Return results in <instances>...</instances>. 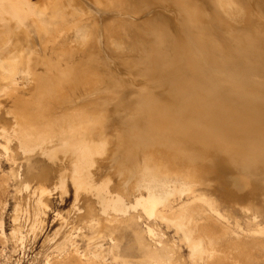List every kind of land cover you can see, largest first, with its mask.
I'll return each instance as SVG.
<instances>
[{
	"label": "rangeland",
	"instance_id": "obj_1",
	"mask_svg": "<svg viewBox=\"0 0 264 264\" xmlns=\"http://www.w3.org/2000/svg\"><path fill=\"white\" fill-rule=\"evenodd\" d=\"M7 5L20 7L16 18L6 19L27 36L20 44L27 62L25 71L0 87V264H68L84 254L82 264H93L87 259L98 232L87 223L89 214L102 221L109 261L116 264H149L138 235L171 264H208L206 256L192 260L186 243L160 219L132 211L110 223L103 212L106 190L129 197L147 193L148 184L184 181L194 191L174 197L165 209L196 207L198 223H215L224 264H264V157L219 138H183L179 131L170 139L162 133L146 137L132 117L134 108L146 107L140 96L147 92L187 103L195 118L209 115L208 103L218 102L249 127L230 117L211 116L213 121L263 138L264 122L239 104L250 99L264 109V0H0V14H7ZM164 29L170 37L163 38ZM0 35L7 39L2 29ZM175 37L186 38L195 58L188 70L197 82L187 68H174ZM54 80L60 91L42 109L39 96ZM140 117L152 116L142 110ZM5 126L13 138L8 154ZM80 138L99 147L96 161L81 170L89 172L82 184ZM41 187L48 206L36 225ZM200 196L214 200L226 218Z\"/></svg>",
	"mask_w": 264,
	"mask_h": 264
},
{
	"label": "bare ground",
	"instance_id": "obj_2",
	"mask_svg": "<svg viewBox=\"0 0 264 264\" xmlns=\"http://www.w3.org/2000/svg\"><path fill=\"white\" fill-rule=\"evenodd\" d=\"M219 1L220 3L224 4V2H226L227 0ZM5 7L7 14H0V18H2V21L0 20V29H2L7 35V39H3L2 35H0V87L6 86L4 85L6 82L15 79L17 73L25 71L24 65L27 62V48L25 49L23 47L24 45L21 43L24 39H27V36L20 27L12 25L9 20L6 19L7 15H11L16 18L18 16V11L20 10V7H18L17 5H7ZM233 9L236 12H239L237 7H233ZM15 26L17 28H14ZM168 34L171 33H169L168 30L164 29L163 38L168 37ZM84 39H86V37ZM172 40L173 46L175 47L176 51L175 59H177L173 62L175 70L178 69L176 65H179V67H182L183 69L187 68L185 72H189V70H191L192 64L194 63L195 58L184 44L186 38L175 37V39ZM20 44L23 46H21ZM189 76L190 79L196 82L198 81V75H194L193 73L189 72ZM59 87H61L59 81L54 80L53 82H50L49 86L40 94L38 103L40 104V107L42 109L46 108V106L50 104L52 99L55 97V93L60 91ZM140 98L144 102H146V107H142V109L139 106L137 108H134L132 112V117L136 124L140 126L142 134L146 137L149 136L152 138H156L158 136L157 134L162 133L161 135L167 136V138H169L172 135L177 136V132L179 131L183 138L204 139L205 136L214 139L219 138L223 142L229 144L230 147L238 151H251L255 155L264 157V132H259L263 138H255L247 135L241 128L228 126L222 122H219V117L223 119H225L226 117H230L236 120L237 123L243 122L245 126H248V121L246 118H242L237 114H234V112L229 110L227 107L226 109L223 108V106L218 102L208 103L206 108L209 109V115H204L202 117L195 118L193 113L188 112V107H186L187 103L179 102L172 96L166 98L165 100H160L151 95L150 92H147L140 96ZM197 98V101H205V99L203 100L200 95H197ZM248 103L250 105H248ZM239 105L243 106L244 109H246L248 106L250 110V112L248 113L257 118L258 121L264 122V109H258L257 107H255L256 102H253L252 100L248 99L247 103H240ZM142 110L143 112H149V115L152 116L150 117V120H145L140 117V113H142ZM175 114H178L179 118L171 117ZM22 115L30 119L34 118L30 114ZM211 116H214V118L218 119L213 121L211 119ZM36 120L33 124H35V126H38ZM46 127H48V129L52 127L50 121L46 123ZM5 128L6 126L3 130H1L3 131L1 137L3 136L5 138V143H3V146L4 150L8 154L10 151H12L11 142L13 138H11V135L9 134L11 133V131ZM8 130L10 132H8ZM71 130L74 129L71 128ZM80 139L78 140V179L80 181V184H82L88 180L89 172L87 170L86 172L81 173V170L87 164H90L94 161V158L96 157H93V154L98 151L99 147H93L91 144H89L82 138ZM19 146H21L24 152L29 151L28 142L21 141V145ZM195 161H200V159L195 158ZM203 162L205 164L204 166H208L207 162ZM90 168L92 169V167ZM25 188L29 189V186L26 185ZM146 188L147 191L145 189H143V191L145 190L147 193H138L137 191L138 194H135L134 192H132L133 194H130L129 197L128 195H126V193L124 194L119 192L118 194L114 195L111 190H106L105 195L101 198V202L103 212L106 215L105 218L107 219V221L110 220L113 222V220H116L120 222L122 220H125V216H127L132 211H136L137 213H143L149 219H160L166 222L168 226L173 227L175 229V232L179 235V238L186 243L187 247L189 248V256L192 260H202L206 256L210 261L208 264H224V258L221 256L220 249L218 247L221 238V231L215 223H198L195 216V212L197 210L196 207L181 206L179 209L176 210L171 209L169 211L170 213L165 209L166 207L171 206V202L174 197L182 196L186 192L194 191L193 185L189 181L173 184H148ZM69 189L70 188H68V190ZM45 192V187H41L36 191V193L38 194V200L33 211V214L35 215L36 225L41 221V215L45 212V209L48 206L45 200L43 199ZM198 200H202L207 203L209 208L212 211L216 212L218 216L226 218L221 212L218 211L214 200H212L211 198L207 196H200L198 197ZM21 209L22 207L19 204L17 210H20L21 212ZM89 216H91L92 218H88L87 223L92 228L96 229V231L98 232V236L92 243L94 245V249L90 251V255L87 260L92 261L93 264H116V262L114 261H109L111 255V248L110 246H106L103 242L105 234L102 233L104 229L103 224H101L102 221H100L99 218H95L96 215L94 217L93 215L89 214ZM120 216L122 218H119ZM100 217L102 218V216ZM103 223L107 226V223ZM101 227L103 229H101ZM111 227L112 226H110V229ZM260 231L264 233V228H261ZM112 232H110V240L115 241L116 237L113 236L114 234H112ZM19 233L20 232H14V234L16 235H18ZM147 234L150 237L155 236V231L151 226L147 227ZM138 240L141 247H145L148 249L147 251H145V256L149 261V264H171L170 260L166 259L167 257L164 256V253H161L156 248L148 247L146 241H144V238L142 236L138 235ZM76 241L77 240L74 239L73 243L75 244ZM83 256H86V254L81 255L77 259H73L72 261L68 262V264H82V261H84L82 259ZM112 257L116 258L114 255Z\"/></svg>",
	"mask_w": 264,
	"mask_h": 264
}]
</instances>
